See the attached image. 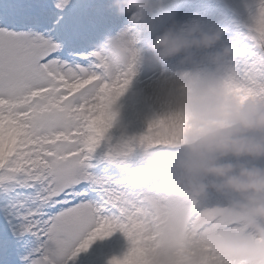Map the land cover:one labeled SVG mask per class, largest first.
Listing matches in <instances>:
<instances>
[{
  "label": "clouds",
  "instance_id": "clouds-1",
  "mask_svg": "<svg viewBox=\"0 0 264 264\" xmlns=\"http://www.w3.org/2000/svg\"><path fill=\"white\" fill-rule=\"evenodd\" d=\"M112 6L130 22L92 54L108 79L129 80L106 103L113 160L145 193L133 255L143 264H264V166L255 163L264 159L262 0H246L245 40L231 37L202 57L223 39L224 27L173 19L158 31L161 0ZM180 54L182 66L170 68L169 58ZM145 69L157 75L148 109H137L144 127L133 131L121 99ZM126 240L123 254L133 247Z\"/></svg>",
  "mask_w": 264,
  "mask_h": 264
},
{
  "label": "snow or ice",
  "instance_id": "snow-or-ice-1",
  "mask_svg": "<svg viewBox=\"0 0 264 264\" xmlns=\"http://www.w3.org/2000/svg\"><path fill=\"white\" fill-rule=\"evenodd\" d=\"M59 47L0 25V261L70 264L119 231L133 247L108 264H143L133 232L145 193L108 171L117 164L106 100L129 80L108 79L92 53L90 63L69 64Z\"/></svg>",
  "mask_w": 264,
  "mask_h": 264
},
{
  "label": "rangeland",
  "instance_id": "rangeland-1",
  "mask_svg": "<svg viewBox=\"0 0 264 264\" xmlns=\"http://www.w3.org/2000/svg\"><path fill=\"white\" fill-rule=\"evenodd\" d=\"M183 1L186 3L180 6L179 4ZM57 2L58 0H0V25L39 33L44 38L50 39L60 46L55 53L56 56L69 64H77L90 63L91 61L86 54H91L107 35L115 34L130 22L129 15L122 16L120 14L122 17L114 20L113 14L118 15L119 13L112 6L113 0H99V2L92 0L91 3L81 6L73 4L74 0H68L67 5L62 9L56 6ZM161 8L168 10L172 14V18L177 19L176 21L182 25L198 21L206 30L214 29L218 26L226 29L223 39L216 44L215 48L199 52L198 57L204 56L206 51L221 49L230 41L231 37L246 39V0H177V4L176 0H161ZM101 10H106L111 16L100 18L97 14ZM92 13L93 15H90ZM5 14L23 16L25 21L12 23L9 18H6ZM162 30L161 26L158 31ZM65 31H70L71 33L82 31L88 36L95 35L96 42L94 44H85L84 48L78 51L72 50L70 54L59 52L62 47L68 48L62 44L65 41L59 38L60 32ZM182 58L183 54L169 58L168 66L170 68L182 66L180 64ZM156 75L157 73L152 70L145 69L134 78L135 82L131 86L132 90L141 97L138 105L136 102L135 106L137 109H148L149 106H145V101L150 97V95L148 96L150 93L148 87L151 83L150 80L152 81ZM126 120L131 122L130 127L133 131H139L143 128V119L136 112L130 119ZM255 163L264 166V159L257 160ZM139 167L143 170L142 162ZM115 175L124 176L127 173L123 171ZM156 179L157 176L155 174L146 176L144 180L145 186H152ZM122 248L124 251L126 250L127 240ZM114 255L118 254L109 251L105 260H110Z\"/></svg>",
  "mask_w": 264,
  "mask_h": 264
},
{
  "label": "bare ground",
  "instance_id": "bare-ground-1",
  "mask_svg": "<svg viewBox=\"0 0 264 264\" xmlns=\"http://www.w3.org/2000/svg\"><path fill=\"white\" fill-rule=\"evenodd\" d=\"M91 2L92 0H74L73 4L81 6L83 4H88ZM183 3H186V2L183 1L179 5L181 6ZM176 4H177V0H176ZM158 14L160 16V20L158 22L157 30H159L161 26L162 28H164L168 26L169 24H171L173 19L175 21L177 20L175 18H172V14H170L168 10H165L161 7L159 9ZM5 15L7 16L6 18H9L12 21V23H20V22L25 21L23 16H16V15L14 16L13 14L12 15L5 14ZM79 15H80V12H79ZM90 15H93V13ZM97 15L100 18H107L111 16V14L109 15L106 10H101L99 14ZM125 15H129V14H123L122 16H125ZM122 16H120V14L118 15L113 14L114 20H116L117 18H121ZM60 39H62V41L67 40V43L65 44V46H68V48L71 50H69L68 48L66 49L60 48L59 52L62 51L64 53L66 52L69 54L72 53V50L74 51L81 50L82 48H84L83 46L85 44H91V43L94 44L96 42L95 35L88 36L82 31H78L76 33L75 32L71 33L70 31L60 32ZM134 82L135 80H133V82L130 84L128 92L121 99V103L124 105L123 115L125 119H130L131 116L134 114V112H136L137 114V110H136L137 107L135 105H136V102L138 105V102L140 103L141 101V97L135 94V92L132 90L131 86ZM150 82L151 83L148 88H149V91L151 92V89L153 88V85L155 82V77L152 79V81L150 80ZM149 95L150 93L148 94V96ZM150 99L151 98L149 97V99L145 101L146 103L145 106H149ZM108 171L110 174L115 175V174L123 172L124 170L116 165H109ZM125 241H126V237L123 235V233L117 231L111 237L96 240L88 250L81 252L77 257H75L70 262V264H108L107 260L109 261V259L105 260L107 253L109 251L110 252L112 251V252L117 253L118 255H122L124 252L122 246H124ZM0 264H3V261H0Z\"/></svg>",
  "mask_w": 264,
  "mask_h": 264
}]
</instances>
